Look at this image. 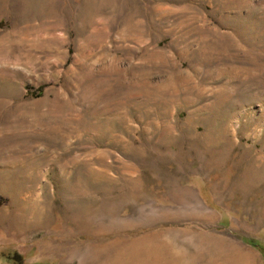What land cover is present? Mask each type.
<instances>
[{
    "label": "rangeland",
    "instance_id": "1",
    "mask_svg": "<svg viewBox=\"0 0 264 264\" xmlns=\"http://www.w3.org/2000/svg\"><path fill=\"white\" fill-rule=\"evenodd\" d=\"M154 230L264 264V0H0V264Z\"/></svg>",
    "mask_w": 264,
    "mask_h": 264
},
{
    "label": "crops",
    "instance_id": "2",
    "mask_svg": "<svg viewBox=\"0 0 264 264\" xmlns=\"http://www.w3.org/2000/svg\"><path fill=\"white\" fill-rule=\"evenodd\" d=\"M207 214V215H206ZM202 214V218L208 213ZM213 221L218 218H212ZM208 222V220H207ZM171 230V229H169ZM162 230L153 231L150 234L157 235L158 243H154L153 247H146L145 243L140 242L142 237L136 239L135 244L142 250L141 258L137 259L135 264H148L146 256H151L153 253V264H258L259 256L255 249L242 247L241 243L224 236L216 238V235H207V241H203L201 236H198L195 241L190 242L186 231L179 237L173 233H169L166 237L161 233ZM176 239L181 240L177 242ZM167 241V242H166ZM123 243L122 245H124ZM149 249V252L147 251ZM149 264H151L149 260Z\"/></svg>",
    "mask_w": 264,
    "mask_h": 264
},
{
    "label": "trees",
    "instance_id": "3",
    "mask_svg": "<svg viewBox=\"0 0 264 264\" xmlns=\"http://www.w3.org/2000/svg\"><path fill=\"white\" fill-rule=\"evenodd\" d=\"M253 246H255L256 248H258L259 250H261L260 247L257 244H253ZM8 258H10V261H5V262H7V263L12 262V260H14L13 254H11V256L8 255Z\"/></svg>",
    "mask_w": 264,
    "mask_h": 264
}]
</instances>
